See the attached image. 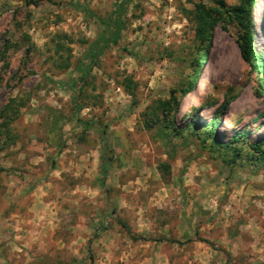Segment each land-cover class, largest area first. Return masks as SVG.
Segmentation results:
<instances>
[{
	"label": "rangeland",
	"instance_id": "rangeland-1",
	"mask_svg": "<svg viewBox=\"0 0 264 264\" xmlns=\"http://www.w3.org/2000/svg\"><path fill=\"white\" fill-rule=\"evenodd\" d=\"M114 1L0 0V264H264V160L249 148H264V82L241 28L218 21L202 62L199 0H129L119 47L79 93L62 89L100 30L82 8L106 17ZM263 8L247 18L264 53Z\"/></svg>",
	"mask_w": 264,
	"mask_h": 264
},
{
	"label": "trees",
	"instance_id": "trees-1",
	"mask_svg": "<svg viewBox=\"0 0 264 264\" xmlns=\"http://www.w3.org/2000/svg\"><path fill=\"white\" fill-rule=\"evenodd\" d=\"M128 1L129 0H125V2H123V0H115L112 10L106 17L97 16L86 8H82L84 9L83 13L85 15L98 23L100 30L96 37L88 44L87 53L84 58L78 62V67L76 69L78 76L69 80V83H71L70 86L60 84L62 89L68 88L76 94L79 93L83 88L80 86L87 84V79L93 66L97 64L99 57L104 54L105 50L112 46L119 47L121 32L127 23L125 12L127 8L126 3ZM253 2L254 0H240L241 4L238 6H227L224 0H217V2H215L217 7H211L204 4L202 0H199L198 3H195L194 8L191 11V22L197 38L200 39L203 46L199 55L200 61L202 62L206 58L212 32L218 21L224 20L232 23L234 22L240 27L242 34L239 38L238 46L241 56L252 68L258 69L260 75L259 83L262 85L264 82V70L262 68V57L264 53L262 50L257 52L252 46L253 36L250 28L251 21L249 17L247 18L249 8ZM73 5L78 7L77 2L73 3ZM202 62L199 64V69H201ZM64 67H67V65ZM198 74L199 72L196 73L194 81L190 82L185 88L179 90L180 96L184 97L192 89L193 83L197 80ZM79 83H81L80 86H78ZM131 85V80H124V90L130 89ZM176 94L177 92L175 90H171L169 99L159 103L158 106H156V110H153V115L157 118L159 117V114L155 111H160L166 116L170 115L172 107L178 104ZM208 125L210 128L207 136H214V128L218 125L216 118H212ZM242 137H244L243 132H236L232 136V142L237 143ZM212 141H215L213 137ZM261 145L262 144H255L249 146L256 162L264 160V148ZM238 152L239 150H236V147H232V153H234V156L237 155L236 153Z\"/></svg>",
	"mask_w": 264,
	"mask_h": 264
},
{
	"label": "bare ground",
	"instance_id": "bare-ground-1",
	"mask_svg": "<svg viewBox=\"0 0 264 264\" xmlns=\"http://www.w3.org/2000/svg\"><path fill=\"white\" fill-rule=\"evenodd\" d=\"M264 9V8H263ZM209 71V65H208V63H207V67L205 68V73L204 74H207V72ZM204 78L202 79V77H201V79H200V81H199V84H198V87H201V86H203L204 85Z\"/></svg>",
	"mask_w": 264,
	"mask_h": 264
}]
</instances>
